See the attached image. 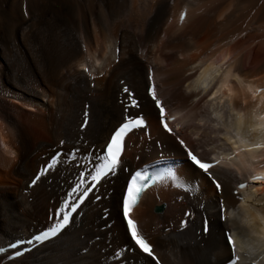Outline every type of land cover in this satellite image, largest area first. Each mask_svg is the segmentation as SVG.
<instances>
[{
  "label": "bare ground",
  "instance_id": "obj_1",
  "mask_svg": "<svg viewBox=\"0 0 264 264\" xmlns=\"http://www.w3.org/2000/svg\"><path fill=\"white\" fill-rule=\"evenodd\" d=\"M150 80L178 114L170 134ZM263 114L264 0H0V245L63 208L118 123L148 120L57 237L0 264H224L225 233L238 264H264V182L234 194L264 168ZM188 149L224 157L211 177L182 162L142 195L133 215L153 260L127 235L124 180Z\"/></svg>",
  "mask_w": 264,
  "mask_h": 264
},
{
  "label": "snow or ice",
  "instance_id": "obj_2",
  "mask_svg": "<svg viewBox=\"0 0 264 264\" xmlns=\"http://www.w3.org/2000/svg\"><path fill=\"white\" fill-rule=\"evenodd\" d=\"M183 19H184V14L181 15V21H183ZM118 51L119 49H117V52ZM84 70L87 72V69ZM124 91L128 92V89L125 88ZM151 96L152 99L155 101L157 107L159 108V113L163 127L169 132H172V129L168 127L167 122H165L163 119L165 116V109L162 106V102L156 98L154 85L151 89ZM131 104L133 106H136L137 102L135 100H132ZM84 126H86V121L82 125V127ZM145 126H146L145 121L143 120L142 116L127 119L125 123H123L120 126V128L116 130V132L111 136L110 142L106 145L105 154L98 155L96 157V160L102 161V163H96L92 165V167L94 168V174H92L91 172H88L87 175L82 173L76 186L72 189L70 193L67 194L68 200L64 202L62 210L57 213V215L60 216L61 219L58 220L50 229L35 236L32 240L27 241V243L32 245L34 242L40 243L56 236V234L60 232L69 223L72 214L77 211L83 200L87 198L89 192H91L93 188H95L96 183L99 182V180L102 177H105L109 173H112L116 170L118 164L120 163V157L123 152V139L127 135V133L132 131L133 128H140ZM179 143L183 145L184 141L180 140ZM256 147H264V145L258 144L256 145ZM76 152H78V149L76 150ZM73 155H75V152L73 153ZM187 155L190 158V160L196 166L199 167V169H201L205 174L209 175L210 177L212 176L210 169H213L214 167H216L217 164H219V161H215V163H213L202 160L198 158L196 155H194L191 150L187 152ZM59 156L60 154H57L56 157H53L51 162L46 166L45 169L42 170V172L54 168L58 163ZM87 167L88 165H85L86 169ZM168 175L171 176L172 173L169 172ZM38 178L39 177H37V179ZM89 178L91 181V186L85 188L84 185L89 182ZM138 179L141 181L139 186L137 185ZM149 179H150L149 177L142 176L141 173L139 172H137L135 176L132 178L131 184L127 188L126 195L123 200V214L126 218H128L127 225L130 231V237L133 240L134 245L136 246V248L133 250L138 249L142 254H146L149 258H152L153 260H157V258L154 255L153 246L145 237H143L138 232L136 222L130 218V212L132 210V207L137 203L141 193L145 189L150 187V184L148 183ZM253 179L254 180L264 179V176H255L253 177ZM215 183L217 189H220L221 187L220 184L218 182ZM245 186L246 185L243 183L239 185L240 188H244ZM81 189L84 190L81 192ZM69 200L71 201V203L68 202ZM64 209H67V211H65ZM225 235L227 237L229 244L231 245V252H232V258L229 264H238L241 258L239 255H236L235 242L233 241V238L230 234L225 233ZM23 243L24 241H17L15 243L10 244L9 247L16 249L18 245H22ZM28 250L29 249H24L23 251H16L15 256L19 257L23 255L24 251H28ZM0 251H4V249L0 248ZM117 255L119 256L120 254L117 253ZM157 264H158V260H157Z\"/></svg>",
  "mask_w": 264,
  "mask_h": 264
}]
</instances>
